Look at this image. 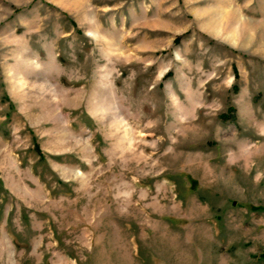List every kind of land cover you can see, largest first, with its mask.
Segmentation results:
<instances>
[{"label":"rangeland","instance_id":"obj_1","mask_svg":"<svg viewBox=\"0 0 264 264\" xmlns=\"http://www.w3.org/2000/svg\"><path fill=\"white\" fill-rule=\"evenodd\" d=\"M0 264H264V0H0Z\"/></svg>","mask_w":264,"mask_h":264},{"label":"trees","instance_id":"obj_2","mask_svg":"<svg viewBox=\"0 0 264 264\" xmlns=\"http://www.w3.org/2000/svg\"><path fill=\"white\" fill-rule=\"evenodd\" d=\"M231 111V113H232V110H230ZM36 150H37V148H35Z\"/></svg>","mask_w":264,"mask_h":264}]
</instances>
